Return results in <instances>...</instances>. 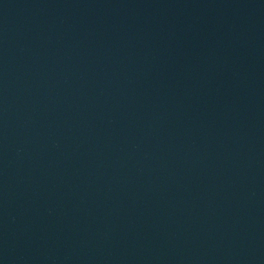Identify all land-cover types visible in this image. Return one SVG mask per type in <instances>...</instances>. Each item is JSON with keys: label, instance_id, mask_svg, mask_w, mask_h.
<instances>
[{"label": "water", "instance_id": "water-1", "mask_svg": "<svg viewBox=\"0 0 264 264\" xmlns=\"http://www.w3.org/2000/svg\"><path fill=\"white\" fill-rule=\"evenodd\" d=\"M0 264H264V0H0Z\"/></svg>", "mask_w": 264, "mask_h": 264}]
</instances>
